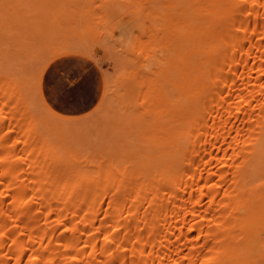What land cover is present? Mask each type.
Wrapping results in <instances>:
<instances>
[{"label": "bare ground", "instance_id": "bare-ground-1", "mask_svg": "<svg viewBox=\"0 0 264 264\" xmlns=\"http://www.w3.org/2000/svg\"><path fill=\"white\" fill-rule=\"evenodd\" d=\"M40 1L0 0V264H264V0H140L72 117L43 69L102 43Z\"/></svg>", "mask_w": 264, "mask_h": 264}, {"label": "rangeland", "instance_id": "rangeland-1", "mask_svg": "<svg viewBox=\"0 0 264 264\" xmlns=\"http://www.w3.org/2000/svg\"><path fill=\"white\" fill-rule=\"evenodd\" d=\"M7 2H9L7 3L8 6L14 3V1ZM140 2V0H134L131 3H122L120 0H41L40 6H33L34 10H28L25 13L31 12L34 14L38 9L45 10L48 15L47 21L50 22L53 29L49 30L48 33L50 31L54 32L55 29L61 31L62 26L66 29L68 24H71L70 21L74 19L77 22L79 32L87 35V37L98 36L102 43L100 53L103 55V59L101 62L92 59L98 63L102 70L105 86L106 74H114L118 69V64L110 53L115 52L121 57L125 55L123 49L115 46H119L118 41L120 40H122L124 46H129L127 40V36L130 34L129 28L131 26L135 28L133 24L140 20L139 16L142 15L141 7L143 4L140 5ZM135 33H138V31ZM40 38H37V40H40Z\"/></svg>", "mask_w": 264, "mask_h": 264}, {"label": "crops", "instance_id": "crops-1", "mask_svg": "<svg viewBox=\"0 0 264 264\" xmlns=\"http://www.w3.org/2000/svg\"><path fill=\"white\" fill-rule=\"evenodd\" d=\"M77 72V81L83 87L69 102L66 94L57 89L61 77L66 78L70 71ZM104 87L103 73L98 63L91 57L78 53L60 54L44 67L40 91L44 102L53 111L64 116H80L91 111L99 102Z\"/></svg>", "mask_w": 264, "mask_h": 264}, {"label": "snow or ice", "instance_id": "snow-or-ice-1", "mask_svg": "<svg viewBox=\"0 0 264 264\" xmlns=\"http://www.w3.org/2000/svg\"><path fill=\"white\" fill-rule=\"evenodd\" d=\"M77 72L72 70L69 72L66 78L61 77V82L56 87L58 90L63 91L69 102L75 99L76 93L79 89L83 87L82 81H77Z\"/></svg>", "mask_w": 264, "mask_h": 264}]
</instances>
